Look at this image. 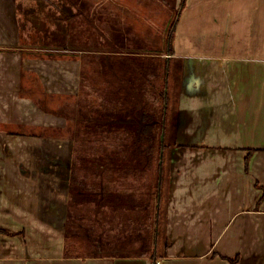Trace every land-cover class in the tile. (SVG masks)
Returning a JSON list of instances; mask_svg holds the SVG:
<instances>
[{"label": "crops", "instance_id": "0c3cea01", "mask_svg": "<svg viewBox=\"0 0 264 264\" xmlns=\"http://www.w3.org/2000/svg\"><path fill=\"white\" fill-rule=\"evenodd\" d=\"M40 4L0 0V230L16 233L0 232V264H264V0H186L180 12L170 55H165L176 64L171 74L177 80L170 123L174 148L167 161L164 227L154 262L149 255L68 251L81 239L70 230L76 231L77 223L81 228V214L93 209L69 203V183L60 170L63 142L56 141V164L49 153L44 158L43 176L22 173L23 152L13 157V149L24 145L49 146V138L34 142L13 136V123L32 126L35 113L41 127L53 121L20 97L22 76L33 64L23 37L33 38L29 14L42 11ZM131 9L128 13L151 14L145 6ZM121 16L125 21L127 15ZM152 17L158 19L156 12ZM170 20L169 15L165 33H157L161 45ZM115 27L111 30L118 31ZM36 35L43 36L41 31ZM165 44L155 49L141 40L138 48L117 47L121 53L150 55L166 53ZM86 63L83 56L69 65L78 84ZM50 170L57 175L48 176ZM108 235L103 243H111Z\"/></svg>", "mask_w": 264, "mask_h": 264}, {"label": "trees", "instance_id": "16d2710c", "mask_svg": "<svg viewBox=\"0 0 264 264\" xmlns=\"http://www.w3.org/2000/svg\"><path fill=\"white\" fill-rule=\"evenodd\" d=\"M185 1H180L175 16L169 21L166 55H170ZM67 17L66 20L72 19ZM105 53L111 54H86L77 109L64 116L73 121L78 141L110 140L112 143L108 144L112 148L104 146L102 153L94 158L81 150L82 156L72 167L69 203L94 202L98 210L108 207L113 220L118 219L123 227L131 230L128 239L142 243L137 254L133 249L135 253L121 252V256L149 255L154 262L158 257L157 238L164 227L165 150L174 144L169 87L172 65L176 64L159 54H122L119 49ZM78 171L92 176H77ZM66 231L68 235L69 230ZM83 231L87 234V229ZM162 247L166 248L167 243Z\"/></svg>", "mask_w": 264, "mask_h": 264}, {"label": "rangeland", "instance_id": "374dc122", "mask_svg": "<svg viewBox=\"0 0 264 264\" xmlns=\"http://www.w3.org/2000/svg\"><path fill=\"white\" fill-rule=\"evenodd\" d=\"M37 2H42L44 5H39L43 9L42 11L29 14V20L32 23L30 28L33 27V31H31L34 34L33 38L23 37L25 46H29L28 55H26L30 60H33V64H28L29 71L22 76L25 79L23 82L24 87H21L20 97L24 100H31L33 108L35 107L41 114L51 115L50 117L53 121L49 123L51 127H41L39 125V115L35 113L38 117L35 115L32 118V126L25 124L21 126L13 123V136L19 137L20 141L24 140V138L32 141L31 139L33 138L35 139L34 142H38L39 139L49 138V146L46 148H42L40 144L33 145L32 148L25 147L24 145L23 148L13 149L15 151L13 157L15 155L20 156V152H23L27 156V160L25 163L23 162L25 166L23 165L20 168L23 171L22 173L26 174L29 171L34 176H43L41 174L45 171L40 169L41 166L46 168V165H43L45 163L44 158L50 155L51 162L53 164L57 162L53 159V155L55 156V153H57L56 141L60 139L63 142L62 149L65 147V150L63 152L60 148L59 153L60 155H65L64 162L66 167L64 173L67 176L66 182L71 185L72 167L74 162L82 156L81 150L86 155L93 156L94 158V155L99 156L102 153L101 150L104 146L112 148V144H108L112 143V141L103 140V142L98 143V141L85 142L76 139L73 121L67 120L65 116L66 113L73 114L77 109L76 98L79 95L80 84L76 81L75 70L69 67V65H73L75 59L87 56L86 54L98 56L99 54H111L105 52L114 51L115 49L122 51L119 46L117 47V44L129 49L138 48L142 40L150 42L155 46V49L163 48L162 45L166 43V37H164V43L161 45L163 37L162 35L158 36L157 33H165L166 17L169 15L171 17L175 16L178 0H37ZM154 5L158 9L157 11ZM34 6L36 7L37 4ZM143 6L148 7V11L151 14L149 12L148 14L139 15L128 13L134 11L131 7L138 8ZM155 12L158 19L152 17ZM121 15H127L124 17L126 18L125 21L122 20ZM67 16H71L72 19L66 20ZM148 17L152 18L148 19ZM150 20L152 21L149 23ZM115 23L118 26L115 29L117 28L118 31L111 30ZM155 27L156 29H153ZM120 28L123 30L119 31ZM40 31L43 34L42 37L36 35ZM122 32L124 33V37H122ZM154 54L158 53L154 52ZM159 55L165 57L166 53L162 52ZM25 57L20 56L22 60ZM23 65H25L24 62ZM176 85V78H172L170 74L169 93L171 97L170 110L172 113H174L176 107L174 101L176 97ZM61 119L66 120L61 124ZM59 122L62 125L60 127L56 125ZM52 124L55 125L53 126ZM13 141H16L14 137ZM173 148L165 150L164 176H168L167 161L169 162L170 160L169 154L173 152ZM26 151H28L27 154ZM48 153L49 155H47ZM58 165L60 166L61 163ZM77 167H79V164ZM13 168L18 170L16 164L13 165ZM60 170H62V167ZM16 173L19 174V172ZM55 175H57V172L53 170L49 171L48 176ZM77 176L92 175H84L78 171ZM163 191L164 194L165 189ZM88 206H92L91 210L93 208L94 210L89 213H83L85 216L79 220L81 228H79L78 223L77 226L74 225V227H77L74 232L80 233L81 239L78 240L81 243H77V246H68V251L75 250L82 256L105 253L121 256V252L135 253L133 249H136V254L138 253L139 250L137 249L142 243L140 240L130 241L128 239L131 230L123 227L118 219L113 220V213L110 212L108 207L104 206L98 210L94 202H91ZM84 229H87V234L84 233ZM2 230L5 231L4 229ZM6 232L13 233L7 230ZM107 233L109 234L108 236H111V243H103L106 239L105 237H107ZM81 234L85 238H82ZM69 240L73 239L70 238ZM96 241L99 243L95 244L94 242Z\"/></svg>", "mask_w": 264, "mask_h": 264}, {"label": "flooded vegetation", "instance_id": "af4514ba", "mask_svg": "<svg viewBox=\"0 0 264 264\" xmlns=\"http://www.w3.org/2000/svg\"><path fill=\"white\" fill-rule=\"evenodd\" d=\"M61 166H62V170H65V167H66L65 164L64 165H61ZM64 175H65V173H64Z\"/></svg>", "mask_w": 264, "mask_h": 264}]
</instances>
